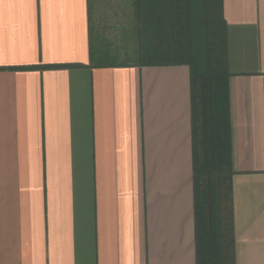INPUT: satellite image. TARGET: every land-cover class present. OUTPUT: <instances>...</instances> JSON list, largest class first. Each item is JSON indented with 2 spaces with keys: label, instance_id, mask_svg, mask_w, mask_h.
I'll use <instances>...</instances> for the list:
<instances>
[{
  "label": "crops",
  "instance_id": "crops-1",
  "mask_svg": "<svg viewBox=\"0 0 264 264\" xmlns=\"http://www.w3.org/2000/svg\"><path fill=\"white\" fill-rule=\"evenodd\" d=\"M98 2L0 0V264H196L189 69L96 64ZM221 17L235 264H264V0Z\"/></svg>",
  "mask_w": 264,
  "mask_h": 264
},
{
  "label": "trees",
  "instance_id": "trees-1",
  "mask_svg": "<svg viewBox=\"0 0 264 264\" xmlns=\"http://www.w3.org/2000/svg\"><path fill=\"white\" fill-rule=\"evenodd\" d=\"M92 2L89 0V4ZM127 2L132 6L137 30L133 38L127 31L124 39L136 44L137 49L133 55L120 56L114 50L109 53L102 43L104 48L93 55V60L103 67L129 63L188 67L196 264H235L231 184L235 173L231 167L226 90L230 75L226 68L221 0ZM122 11L127 20L128 7ZM153 47H161L160 52L151 53ZM120 57L129 59L122 61Z\"/></svg>",
  "mask_w": 264,
  "mask_h": 264
},
{
  "label": "rangeland",
  "instance_id": "rangeland-1",
  "mask_svg": "<svg viewBox=\"0 0 264 264\" xmlns=\"http://www.w3.org/2000/svg\"><path fill=\"white\" fill-rule=\"evenodd\" d=\"M98 4L97 6L94 8L95 9V16H96V26H97V30L101 31L102 34L106 37H108L109 39H111L110 37H114L116 35V43L118 44V46H120V50L122 51L123 54L127 55V46H125L126 40L128 39H124L126 37L125 34L128 31L127 27V21L125 17H122V7L123 5L128 6V9L130 7V3L127 2V0H98ZM131 13V11H130ZM129 13V14H130ZM123 23V25L120 26V24ZM126 27V31H123ZM93 35H96V31L93 25ZM92 37V43H93V55H98L100 50L102 49L100 41L97 40V38ZM104 38V39H105ZM124 42V44H123ZM109 53L113 54L114 51L110 50ZM128 56V55H127ZM119 58V57H118ZM123 60L125 59H129V57L124 58V57H120ZM103 60H109L108 58H104Z\"/></svg>",
  "mask_w": 264,
  "mask_h": 264
}]
</instances>
